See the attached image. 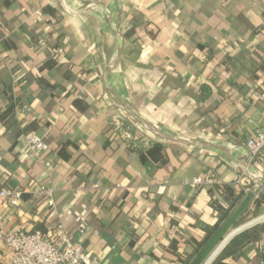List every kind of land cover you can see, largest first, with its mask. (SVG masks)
I'll return each instance as SVG.
<instances>
[{
	"label": "crops",
	"instance_id": "crops-1",
	"mask_svg": "<svg viewBox=\"0 0 264 264\" xmlns=\"http://www.w3.org/2000/svg\"><path fill=\"white\" fill-rule=\"evenodd\" d=\"M0 17V189L23 191L0 199V227L61 224L100 264H190L220 218L210 201L228 207L217 187L239 195L227 220L253 208L234 180L264 191L244 144L264 123V0H0ZM122 117L147 152L112 143ZM30 133L47 138L50 167ZM260 243L237 264H263Z\"/></svg>",
	"mask_w": 264,
	"mask_h": 264
},
{
	"label": "built area",
	"instance_id": "built-area-1",
	"mask_svg": "<svg viewBox=\"0 0 264 264\" xmlns=\"http://www.w3.org/2000/svg\"><path fill=\"white\" fill-rule=\"evenodd\" d=\"M1 17H0V41L2 40ZM26 110L27 106H23ZM119 125L124 126L131 132H140L141 140H146L145 133L140 130L136 124H125V118L118 119ZM135 129V130H134ZM134 130V131H133ZM139 134V133H138ZM25 145L33 155L44 165L50 167L51 159L47 153L49 151L45 135L39 133H30L25 136ZM248 163L264 162V123L259 127L255 135L245 140ZM243 176H238L234 180L235 185L240 186L244 194H249L252 199L258 198L259 189L243 182ZM195 186L214 185L218 183L211 177H196L191 180ZM117 187L119 185H116ZM86 186L80 185L81 189ZM91 189H97L99 186L95 183L89 185ZM23 191L16 188L0 189V199L7 200L11 205L18 204ZM33 196H45L47 205L54 207L53 189L45 187H34L31 189ZM84 222L79 224V231L84 232L86 228ZM55 237H45L40 230L25 231L21 228H12L4 230L0 227V238L6 246L9 255L8 264H100L95 256H90L80 245L74 243L72 237L66 232L63 225L58 224L55 230ZM261 251H264V243H260Z\"/></svg>",
	"mask_w": 264,
	"mask_h": 264
},
{
	"label": "trees",
	"instance_id": "trees-1",
	"mask_svg": "<svg viewBox=\"0 0 264 264\" xmlns=\"http://www.w3.org/2000/svg\"><path fill=\"white\" fill-rule=\"evenodd\" d=\"M210 92H207L204 88L201 92V96L203 99L209 97ZM125 124L127 125V121L125 120ZM109 134L112 133L111 139L112 143L115 145H120L121 147H125L130 151L137 152H147L149 149L143 147L142 134L140 132H131L129 133L124 126H120L118 121H109ZM108 134V136H109ZM110 140L109 143H110ZM46 142L49 146V142L46 138ZM264 164V162H263ZM98 185L97 182H92ZM92 183H80V185L86 186L85 189H89L92 191H96L97 189H91L89 187ZM79 185V186H80ZM221 196L222 202L226 203L228 207H224L220 202L216 199L211 200V206L219 212L220 218L217 220L218 222L211 226H206L205 228V236L202 242L198 244L196 252L193 256L195 259L190 264H201L206 256L221 242V238L227 234L230 229L238 227L240 224L247 222L249 219L257 217L262 212V206L264 205V191H259L258 198L252 199L249 196L248 200L252 202L253 208L244 210L245 212L239 216H233L229 220L228 217L229 210L233 207L237 200L239 199V195L233 193L228 186H219L217 187ZM84 189V190H85ZM226 220V221H225ZM225 221V223H222ZM37 230H40L45 237L51 236L55 237L53 233H46L44 226H38ZM264 232V221L258 223L253 227H250L244 231H241L240 234L236 235L231 239V241L221 250L218 256L214 259L211 264H237V254L240 252L242 246L247 242H257L261 234ZM260 259L264 264V251L260 253ZM190 258V257H189ZM183 264H187L189 262L188 259Z\"/></svg>",
	"mask_w": 264,
	"mask_h": 264
},
{
	"label": "water",
	"instance_id": "water-1",
	"mask_svg": "<svg viewBox=\"0 0 264 264\" xmlns=\"http://www.w3.org/2000/svg\"><path fill=\"white\" fill-rule=\"evenodd\" d=\"M263 221L264 212L259 214L257 217L249 219L247 222H244L243 224H240L238 227L229 231L226 235L221 238V242L210 252V254L204 259V262H202V264H211L221 252V250L231 241L233 237L240 234L241 231L258 225V223H261Z\"/></svg>",
	"mask_w": 264,
	"mask_h": 264
}]
</instances>
